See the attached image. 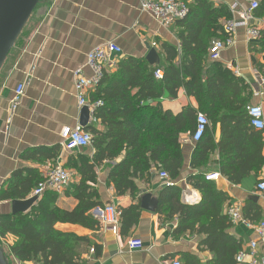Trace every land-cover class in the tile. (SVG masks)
<instances>
[{
    "label": "trees",
    "instance_id": "16d2710c",
    "mask_svg": "<svg viewBox=\"0 0 264 264\" xmlns=\"http://www.w3.org/2000/svg\"><path fill=\"white\" fill-rule=\"evenodd\" d=\"M182 1L187 5L188 14L173 27L179 47L162 43V64L150 65L145 59L132 57L121 60L115 73L104 74L96 91L89 96L91 104L97 101L102 104L95 108L93 120L103 129L91 126L86 131L91 135V154L79 153L70 158L69 166L79 176V181L64 194L77 202L76 207L70 211L59 208L56 205L58 193L46 190L27 212L0 214V244L5 242L8 255L18 263L84 264L83 255L90 248L93 258L100 256L101 246L88 237L56 226L68 224L89 231L100 228L91 211L103 207L96 190V169L104 162L123 155L107 179L117 197L129 194L135 198L138 193L135 182L144 175L148 180L152 167L166 172L169 181L178 178L182 168L180 136L195 128L196 111L187 108L174 116L162 108L161 99L166 95L175 99L181 88L195 99L198 113L205 114L211 124L196 144L191 167L199 168L217 150L220 175L230 184L239 185L264 166L261 131L249 126L247 116L252 96L249 86L217 61L208 65L209 48L214 41L228 37L224 28L233 15L225 3ZM255 1L258 7L253 15L264 16V0ZM258 40L264 44L262 34ZM158 70L162 72L160 79L155 78ZM257 71L264 78V64H259ZM217 124L221 133L215 144L212 129ZM60 150V146L35 148L23 157L41 164L55 160ZM43 180L36 169L15 170L0 188V202L29 199ZM187 182L201 195L197 205L183 204L181 190L167 186L158 196L157 209L163 221L177 220L174 235L196 232L204 236L200 246L212 254V258L201 262L186 254L184 264H237L235 257L243 247L227 233L232 223L223 212V205L230 198L202 175L191 176ZM117 210L120 234L125 236L138 223L141 210L138 205ZM258 211L256 206H245L241 216L256 222ZM8 236L15 238V242L7 244Z\"/></svg>",
    "mask_w": 264,
    "mask_h": 264
},
{
    "label": "crops",
    "instance_id": "0c3cea01",
    "mask_svg": "<svg viewBox=\"0 0 264 264\" xmlns=\"http://www.w3.org/2000/svg\"><path fill=\"white\" fill-rule=\"evenodd\" d=\"M212 1L225 3L229 9L233 6L245 9L250 3L249 0ZM34 13V18L31 17L28 21L22 36L0 69V188L15 170L33 168L44 178L51 167L59 165L69 172L71 181L65 188L56 191V205L70 211L76 207L77 202L66 197L64 192L70 191L79 181V176L69 166L70 158L79 153H92L91 147L74 152H66L61 147L60 131L64 127L78 126L80 117L74 95V72L84 67L89 51L108 42L118 46L121 52L110 55L109 61L105 63L106 75L115 73L121 60L129 57L145 59L152 49L159 57L158 64H162L164 55L160 53V45L167 43L178 48L179 41L175 29H166L148 14L141 13L136 0H40ZM233 16L237 21L240 20L236 13ZM250 26L257 28L264 37V16L252 15ZM232 38V44L221 51L217 62L249 86L252 95L250 106L262 104L264 107V96H256L255 93L264 89L259 86L258 79L263 77L257 71V66L264 64L263 41L248 39L245 28L236 29ZM210 63L211 61L208 65ZM20 84L25 85L23 97L7 126L10 101ZM147 103L152 104V101ZM161 105L174 116L180 115L187 108L198 114L197 102L188 97L182 88L175 99L164 96ZM90 123L99 130L103 129L98 122L92 120ZM194 129L180 136L182 168L178 178L166 182L159 177V172L163 170L152 167L148 180L144 175L142 180L135 182L138 189L135 198H131L129 194L117 197L113 186L107 183L111 169L120 162L123 155L113 161L104 162L96 169V190L103 206L111 205L116 209H125L131 205L140 207L141 197L150 195L151 200L156 201L157 208L152 213L140 207L138 223L125 236H121L120 226L116 231L101 225L97 230L89 231L79 226L58 224V229L86 236L92 243L101 246L98 258H93L91 248L83 255L84 264H171L173 260L184 264L183 256L186 254L201 262L212 258V254L200 246L203 235L196 232L174 235L177 220L165 222L161 219L162 215L157 213L158 196L165 187H178L183 204L197 205L201 195L187 182L189 177L211 173L220 175L217 150L199 168L191 167V157L197 144L191 141ZM220 133V125L217 124L212 129L215 144L220 140ZM261 139V153L264 156V131H261ZM55 146L61 147L55 160H47L41 164L24 160L23 156L29 150ZM262 180L264 166L257 174H250L239 185L230 184L220 175L212 183L217 190L226 193L230 198L223 205V212L235 208L242 215L241 211L245 206H256L259 210L258 220L247 221L254 226L264 220V194L256 191L257 184ZM10 212V203L0 202V214ZM227 233L242 244L245 253L249 251V243L257 241L254 229L246 228L241 223L232 225ZM132 238L142 240L143 250L130 251L127 248V242ZM13 242L15 238L8 236L6 243ZM255 253V260L264 257V245L258 243ZM12 260L14 264H32Z\"/></svg>",
    "mask_w": 264,
    "mask_h": 264
},
{
    "label": "built area",
    "instance_id": "2783aa9c",
    "mask_svg": "<svg viewBox=\"0 0 264 264\" xmlns=\"http://www.w3.org/2000/svg\"><path fill=\"white\" fill-rule=\"evenodd\" d=\"M141 13L148 14L156 23L166 29L174 27L175 23L183 21L187 14L188 8L182 0H136ZM258 3L253 0L250 1L249 6L245 9H238L236 6L230 7L232 15H239L240 20L233 19L225 25V33L228 34L224 40L214 41L208 52V60L216 62L219 60L221 51L232 44L233 33L238 28H245L247 31L248 39L255 41L259 38L260 32L257 28L250 26L252 21L253 12L257 9ZM121 50L112 42L102 44L94 47L86 55V61L83 68L74 72V95L76 104L79 109L87 107L90 112V121L93 120V112L95 108L101 106V102L97 101L93 104L89 102V95L95 92L103 75L105 74V63L109 61V57L113 53H120ZM86 70V71H85ZM88 72V73H87ZM162 73L160 70L156 71L155 78L160 79ZM259 86L264 87V78L258 79ZM25 85L20 84L16 87L13 97L10 101L8 117L6 125L11 122L18 106L23 97ZM257 95L264 96V89L255 92ZM247 116L249 126L256 131H264V107L262 104L251 105L247 108ZM92 119V120H91ZM94 121V120H93ZM95 122V121H94ZM195 129L191 137V141L198 143L203 137L206 129L209 126L207 117L198 113L196 115ZM61 147L66 152L83 151L91 147V135L83 131L79 126L74 128L64 127L60 131ZM160 179L169 181L168 175L164 171L159 172ZM220 177L218 173H211L204 176L205 181L215 182ZM71 181V175L67 170L59 165H55L49 169L44 177V180L37 185L30 195L37 199L42 196L46 190L60 191L65 188ZM256 191L264 194V180L260 181L256 186ZM227 215L232 225L241 223L246 228L254 229L257 241L249 243V251L247 253L240 252L236 255L235 261L237 264H264V257L255 260V251L258 243L264 245V220L256 225H252L247 220L243 219L240 212L235 208H230ZM91 216L96 219L101 226L108 227L113 231L119 228L120 212L116 207L108 205L95 208L91 211ZM127 248L130 251L143 250V242L141 239L132 238L127 242ZM249 258L247 261L246 259ZM171 264H182L179 260H173Z\"/></svg>",
    "mask_w": 264,
    "mask_h": 264
},
{
    "label": "water",
    "instance_id": "95a60500",
    "mask_svg": "<svg viewBox=\"0 0 264 264\" xmlns=\"http://www.w3.org/2000/svg\"><path fill=\"white\" fill-rule=\"evenodd\" d=\"M39 2L40 0H0V69ZM145 61L150 65L159 63V57L155 50L152 49L147 53ZM78 126L83 131H87L92 126L87 107L80 109ZM36 201V197L23 201H12L10 203L11 214L27 212ZM140 207L142 210L153 213L157 208V203L151 200L150 195H145L140 199ZM0 264H9L1 244Z\"/></svg>",
    "mask_w": 264,
    "mask_h": 264
},
{
    "label": "rangeland",
    "instance_id": "374dc122",
    "mask_svg": "<svg viewBox=\"0 0 264 264\" xmlns=\"http://www.w3.org/2000/svg\"><path fill=\"white\" fill-rule=\"evenodd\" d=\"M40 3V2H39ZM219 3H222V2H219ZM38 6V5H37ZM36 9V8H35ZM35 11V10H34ZM34 11H33V13H34ZM33 13H32V15H31V17H32V19L34 18V15H35V13H34V15H33ZM31 17H30V19H31ZM29 19V20H30ZM32 21V20H31ZM31 21H30V23H31ZM28 23V22H27ZM30 23H29V25H30ZM28 28V27H27ZM1 247H2V249H3V251H4V254L6 255V257H7V260H8V262H9V264H14V261L12 260V258L8 255V251H7V249H6V246H5V242L3 241L2 243H1Z\"/></svg>",
    "mask_w": 264,
    "mask_h": 264
},
{
    "label": "bare ground",
    "instance_id": "6f19581e",
    "mask_svg": "<svg viewBox=\"0 0 264 264\" xmlns=\"http://www.w3.org/2000/svg\"><path fill=\"white\" fill-rule=\"evenodd\" d=\"M86 132V131H85Z\"/></svg>",
    "mask_w": 264,
    "mask_h": 264
}]
</instances>
